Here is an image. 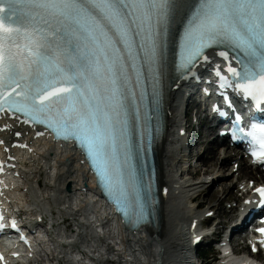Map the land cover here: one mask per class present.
<instances>
[{"label": "snow or ice", "instance_id": "snow-or-ice-1", "mask_svg": "<svg viewBox=\"0 0 264 264\" xmlns=\"http://www.w3.org/2000/svg\"><path fill=\"white\" fill-rule=\"evenodd\" d=\"M177 6L178 0H0V111L14 109L58 139L77 142L117 210L137 220L145 204L130 163L132 73L139 84L141 58L155 72ZM222 43L243 53L241 69H228L235 86L264 103V0H197L180 67L207 60L204 50ZM249 135L264 156V127ZM5 226L0 222V230Z\"/></svg>", "mask_w": 264, "mask_h": 264}, {"label": "bare ground", "instance_id": "bare-ground-1", "mask_svg": "<svg viewBox=\"0 0 264 264\" xmlns=\"http://www.w3.org/2000/svg\"><path fill=\"white\" fill-rule=\"evenodd\" d=\"M208 59L205 64L196 68V71H206L211 67H218L221 65V58L218 54L207 56ZM189 81L184 79L169 91L167 94L166 109H167V134L164 142L157 148V161L160 176V189H161V213L160 221L154 229H142L139 232L132 233V238H127V244L129 247H137L144 251L147 248V254L151 262L149 264H192L193 250L190 247V241L192 236L189 230L196 223L199 213L192 212L185 200L188 202L197 201V205L200 208L209 206L211 208H221L224 202L236 199L237 203L241 202L246 193L236 197L235 191L239 186L248 188L251 180L244 182L243 179L238 181L232 186H228V181L218 183L223 177L213 178L209 189H204L209 182L204 180H197L194 182L195 177H204L211 175L219 166V160L224 153L223 163L227 164L230 161L234 163H241L240 167L236 170L235 165L231 167V176H235L239 171L243 172V178H249L252 180L260 181L264 180L260 177L259 170L255 172L251 166L245 162L238 153L228 152L229 147L220 146V144L226 143L224 139H220L215 136L213 143L214 146L208 147L211 144L208 140H204L193 143L191 141L181 140L179 136L180 118L182 112L178 113L183 100H191V90L188 85ZM199 114V113H198ZM197 114V115H198ZM202 115V114H201ZM204 123L207 125L208 120L204 119ZM203 126V123H202ZM181 127V126H180ZM191 128V126H190ZM209 130V129H208ZM20 134V137H17ZM201 135L199 134V139ZM28 145L31 149L39 151L38 155H30L29 152L24 154L25 151L14 149L17 154L15 157H19L22 154V158L30 156L27 168L31 174L36 176L49 175V171H46L47 167L50 170L54 168L58 169V174L55 179L54 186H46L47 189L55 191V202L59 207L66 208V205L70 201L80 199V197L97 195L98 190L95 187L94 179L84 162L82 155L78 151H74L67 146L60 147L59 143H53L48 135H43L42 138H35V132L30 126H26L24 123H19L17 120L4 119L0 121V146L1 149L5 147L12 148L13 145ZM196 149L200 154L198 160L202 164V169H196L192 172L191 179H183V173H179L178 165L181 162H186L190 157H193V150ZM200 149L203 153L200 152ZM44 151V152H42ZM55 164L57 165L55 167ZM191 167V166H190ZM179 177L182 180H179ZM228 177H226L227 179ZM66 187V188H65ZM65 188V189H64ZM65 196V197H64ZM34 202L38 205L37 209L45 212V205L36 197L33 196ZM215 201L216 204L214 203ZM82 208L79 212H86V204L81 205ZM103 203L97 205L102 209ZM105 214L108 211L104 206ZM211 208L207 211H210ZM67 210L70 208H66ZM72 209V208H71ZM230 211L234 213L237 209L236 206H231ZM66 216L73 217V214L69 211H61ZM114 213V212H112ZM100 214V213H99ZM238 215L234 217L236 219ZM69 221V219H68ZM114 223L120 227L124 232L122 221L118 216L115 217ZM222 226L217 228L220 232ZM146 235V238H145ZM157 250V251H156ZM24 256L21 251V257ZM246 263L249 260L246 259ZM255 264V263H249Z\"/></svg>", "mask_w": 264, "mask_h": 264}, {"label": "rangeland", "instance_id": "rangeland-1", "mask_svg": "<svg viewBox=\"0 0 264 264\" xmlns=\"http://www.w3.org/2000/svg\"><path fill=\"white\" fill-rule=\"evenodd\" d=\"M192 101V102H191ZM191 105V106H189ZM195 105L199 106L197 103V100L192 99L189 101L183 100V103L181 105V109L178 111L182 112V116L180 118V124L182 126L186 125V121L188 120V125L191 126L190 132L186 134L185 140L191 141L193 143H197L198 141L202 140V137L204 140H208L211 144H208V147L211 148L215 145L213 143V140L215 138V130L211 128V125L208 123L207 125L204 123V114H200L199 117H195L194 114H192ZM200 109L202 106L199 107ZM189 109V114L186 116V111ZM201 123H203V126H201ZM180 129L179 127L177 130ZM209 129V130H208ZM200 134L201 138L196 137V135ZM226 143L220 144V146H225ZM228 152H232L231 149L227 150ZM200 152L203 153V151L200 149ZM193 157H190L186 160V162H181L178 165L179 173H183V179H191L192 178V172L196 169H202L203 166L200 163V160H198L200 154L197 153V150H193ZM224 153L222 157L219 160V166L211 175L204 176V177H195L194 182L197 180H204L206 182H209L208 185L204 189L208 190L209 186L211 185V181L213 178L217 177H223L224 179L220 180L218 183H222L223 181H228V186H232L235 183H238V181L242 180L244 182L250 181L255 182V180L249 179V178H243V172L239 171L235 176H231V167L233 164L235 165V169L241 165V163H234L235 161H230L227 166L223 163L224 161ZM244 160V159H243ZM238 165V167H237ZM191 166V167H190ZM23 169L29 174L25 175L22 178L18 179V183L15 186V189L8 191L5 193V196L3 198L4 201L7 202L9 205L8 207L11 208V206H18V209L27 210L30 208H22L26 207L30 203H32L33 196H36L44 205H45V214L47 215V219L50 222V211H54L56 216L59 218L58 221L62 218L69 219L68 223L65 225H57L55 228L51 230V234H49L47 231H45V236H43V240L45 241L44 244L39 245L40 248L37 247L38 250H35V253L33 254V257L30 258L28 261L32 262L36 260L38 263L42 264H83L86 260V256L84 257L80 256L77 252L74 253V249L70 247L63 246V243H67L68 241H72L76 243L78 246V249L85 248L87 251L92 255H98L100 256L101 263L100 264H149L150 259L147 254V248H145L144 251L137 250L139 248L137 247H129L127 244V237L130 235L129 233H124L121 231L120 227H118L117 223L115 226H108L107 228H99L100 231L103 232V234L95 231L94 225L95 220L102 219V212L100 213L101 209L97 207L96 204L91 205L89 208H86V212L82 211L76 216L77 219H74V217H70L69 215L66 216L64 213H61V211H71L72 209H66L61 208L57 205L55 200H50V196H56L55 191H51L46 188V186H50L51 183L53 184L54 180L48 179L47 175H43L41 177L36 176L35 174H31L29 169H26L23 167ZM226 177H228L226 179ZM41 179V184L38 183V180ZM179 180H182L179 177ZM193 180V179H191ZM66 188V187H65ZM64 188V189H65ZM246 190L244 189V186H239L238 189L235 191V196L239 198ZM65 197V196H64ZM91 199V198H90ZM88 202V199L84 197H80L76 200V208L74 209H80L78 208L79 204L83 205ZM217 201L214 203L216 204ZM185 205L189 207L192 212L200 213L203 216L205 215H212L213 218H211V221L214 223V226L212 228H217L222 226V229L219 233H222L224 230V225L227 223L230 225H235L234 217L239 213L238 207L239 202L237 203L236 199H232L229 201H226L223 203L221 208L218 210L217 208H211L209 206H206L204 208H200L197 211L195 210V204H191L187 200H185ZM68 204L66 205V207ZM231 206H236L237 209L234 213L230 211ZM51 207V208H50ZM211 208L210 211H207ZM36 209V208H35ZM63 209V210H62ZM100 213V214H99ZM86 215H90L94 222L91 221L92 225L88 226L86 223H88V219L86 218ZM234 220V221H233ZM113 223V222H112ZM201 223V222H199ZM219 223V224H217ZM90 224V223H88ZM78 225L82 226L79 227ZM47 230V229H45ZM218 232V231H217ZM239 235H236L235 238H233V246L234 249L237 251L242 252V245L241 241L238 240ZM129 238H132L130 236ZM218 237H216L217 239ZM71 253V255H75L76 259L82 258V261H74L70 260V258H67V256L64 257L63 260L58 259H51L53 254H59L62 255L64 252ZM102 251L103 253H101ZM193 262L194 264H218L217 260L219 258L218 255H206V260H198L196 252L193 251ZM246 253H241V255L238 257V259L246 258ZM92 260H90L91 262ZM30 264V263H27Z\"/></svg>", "mask_w": 264, "mask_h": 264}]
</instances>
